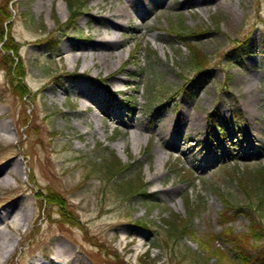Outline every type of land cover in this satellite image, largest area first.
<instances>
[{"label":"rangeland","instance_id":"rangeland-1","mask_svg":"<svg viewBox=\"0 0 264 264\" xmlns=\"http://www.w3.org/2000/svg\"><path fill=\"white\" fill-rule=\"evenodd\" d=\"M91 3L0 0L27 91L15 93L18 80L12 73L10 83L0 53V211L22 200L31 215L0 264H56L50 257L60 240L69 254H58V264H232L236 252L220 236L226 229L251 250L264 245V0H152L128 21L115 50L123 52L119 73L127 84L104 93L107 110L88 125L94 106L80 112V98L67 89L77 81L102 86L82 77L83 58L74 65L66 58L83 53L88 61L94 53L98 60L83 24ZM65 42L72 52L62 50ZM251 97L258 100L257 135L247 133ZM182 112L205 124L204 161L202 153L171 149L175 138L161 139L152 128ZM128 118L150 119L139 146L121 121ZM157 154L167 157L163 166ZM157 170L159 180L152 178ZM173 187L174 194L163 193ZM47 192L63 199L65 218L40 200ZM243 212L259 221L258 240L249 237Z\"/></svg>","mask_w":264,"mask_h":264},{"label":"bare ground","instance_id":"bare-ground-1","mask_svg":"<svg viewBox=\"0 0 264 264\" xmlns=\"http://www.w3.org/2000/svg\"><path fill=\"white\" fill-rule=\"evenodd\" d=\"M91 1L93 3L90 5L87 16L83 19V24L87 27L88 31L85 39L90 40L93 50L98 52V60H95L94 53L91 54L88 61H86L87 55L83 53H72V55L66 58L69 64L73 65L83 58L82 77L92 81L93 78H95L96 82L99 81L102 86V88L100 87L101 90L98 87L91 89L89 83L77 81L72 84L71 90L67 89L68 92L74 93L80 98V112L89 111L91 106L86 104L87 102L94 106L93 111L88 115L86 120L88 125L91 124L92 121L101 119L102 117L100 114L103 115L107 110L101 100L104 93L110 94L113 91H118L119 89H117V87H119V84H127L128 79L121 76L122 73H119L122 69V65L125 63L123 52L117 54L115 50L120 46L121 32L125 30L128 21L132 17L137 16L141 9H146L147 5L152 2V0H125V3H120L118 7H115L113 6L114 0ZM71 42H65L62 50L72 52L74 46ZM90 68L97 69L94 76L89 74ZM257 104L258 100L251 97L250 101L244 105L248 122L247 133L249 135H257V115L255 110ZM111 111V121L115 122L117 119L115 114L118 113L114 108H112ZM186 114V112H182L179 116L174 118L164 116L163 122H161V124H153L152 128L158 133L161 139L169 140L172 137L175 138V143L169 144L171 149L178 150L185 157H191L193 154L202 153L199 160L200 162L204 161L210 154L209 146L206 144L205 140L207 136L205 124L198 116L189 117ZM45 118H47V115L43 117V120ZM121 121H123L125 128L131 134L130 138L134 145L139 146L140 140H142L140 137L141 132L150 130V119L146 121H137L135 118H128V120H126L127 122L123 119H121ZM3 132L8 133V130L5 128ZM182 133L186 134V140L178 141ZM157 155V163L163 166L167 157H164L162 154ZM17 164L18 162L14 161L16 168H18ZM53 172L56 173L55 170ZM1 174L2 171L0 170V175ZM161 177L162 174L159 173L158 170L152 175V178L155 180H159ZM4 182H6V179L1 178L0 183ZM176 191L177 188L173 187L163 191V193L170 196ZM21 201L22 200H19L18 203L15 201L14 203L7 204L6 207L0 211V224H3L6 230H8V232H6L0 227V256L3 260H5L8 255L6 251L7 248L14 243L12 234L19 232L20 229L27 226L31 220V215L28 213L29 209L26 205H23ZM56 247L57 249L54 251V256L52 255V257H50V262L55 261V263L58 264L56 260L59 256L58 254L67 255L69 254V250L63 245L61 240L57 242Z\"/></svg>","mask_w":264,"mask_h":264},{"label":"trees","instance_id":"trees-1","mask_svg":"<svg viewBox=\"0 0 264 264\" xmlns=\"http://www.w3.org/2000/svg\"><path fill=\"white\" fill-rule=\"evenodd\" d=\"M0 10H2V8H0ZM1 15L2 13L0 14V16ZM8 18L9 16H7L6 20ZM1 25H2V22L0 21V45H1L0 53L4 54L3 57L6 58L7 62H9V67H11V68H8L7 70L8 77L11 78V76H13L12 73L16 76V77L13 76L16 80H18V82L16 81L17 85L16 86L13 85L15 89V93L17 94L20 93V94L25 95L27 91L24 89L23 84H20L24 79V74L21 68L22 63L18 57L17 43H15L12 40L9 30L6 31V33L3 32V28ZM46 44L48 46L49 45L51 46L52 44H54V41L52 39H49L46 41ZM185 46L189 50L190 54L195 57L194 61L195 60L197 62L201 61V63L204 62V59L201 60L202 58L201 53L196 50L193 44L185 42ZM14 59H17V61L13 63ZM196 65L200 66L197 63ZM202 65L205 66V64H202ZM10 83L13 84L12 78L10 79ZM110 167L111 165L108 162L106 163V166L104 168H106L105 170H109ZM259 174L260 173H258L257 176H260ZM39 197H40V200L44 202V204L56 207L58 209V214H60L61 218H65V215H66L64 211L65 203L62 198L56 195V193L47 192L46 194H42ZM146 203L150 206H154V204L150 202H146ZM243 214L248 218V221L250 223V227H249L250 236L249 237L252 239L258 240L260 236V231H261V228L259 227V221L257 222L256 217H253L250 213L243 212ZM226 224H229V222L224 221V223L221 224V227L225 226ZM174 228L177 229L176 227ZM220 236L229 240L233 245V248H234L233 251L236 252V255L232 259V264H264V245L254 247L251 250L250 247H247L245 245L242 239H238L233 234V231L231 229L224 230Z\"/></svg>","mask_w":264,"mask_h":264}]
</instances>
